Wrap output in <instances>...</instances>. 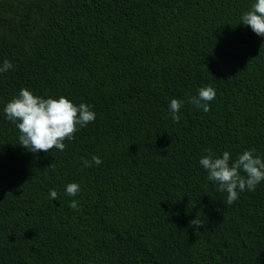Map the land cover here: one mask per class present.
I'll return each mask as SVG.
<instances>
[{
	"label": "trees",
	"instance_id": "trees-1",
	"mask_svg": "<svg viewBox=\"0 0 264 264\" xmlns=\"http://www.w3.org/2000/svg\"><path fill=\"white\" fill-rule=\"evenodd\" d=\"M254 2L0 0V63L13 64L0 75V264H264V181L229 205L199 164L208 149L264 159V37L239 24ZM206 86L207 113L189 103ZM21 88L95 120L64 151L32 153L3 113Z\"/></svg>",
	"mask_w": 264,
	"mask_h": 264
},
{
	"label": "clouds",
	"instance_id": "clouds-1",
	"mask_svg": "<svg viewBox=\"0 0 264 264\" xmlns=\"http://www.w3.org/2000/svg\"><path fill=\"white\" fill-rule=\"evenodd\" d=\"M239 24L249 26L256 35L264 37V0H255L250 10L241 15ZM12 68V62L4 59L0 63V75ZM215 98V89L206 86L201 87L196 96L189 97V103L207 113L210 111V102ZM182 106L183 101H170L169 112L174 123L180 120ZM3 113L19 130V145L32 153H48L53 149L64 151L65 141L73 140L76 132L95 120V113L88 104L76 105L64 96L58 99L42 98L27 88H21L18 95L7 102ZM206 151L208 155L203 156L199 164L208 173V180L217 185L218 191L227 194V204L238 200L241 192L255 191L257 185L264 181V159L256 154L255 149L245 150L235 159L227 151L222 157H217L211 149ZM101 163L100 157L93 156L90 161L83 160L82 166L88 168ZM80 191L81 187L77 183H69L65 188V194L70 197L77 196ZM49 196L56 200L59 193L50 190ZM69 207L79 211L78 201L73 199ZM190 226L199 228L203 224L195 218L190 221Z\"/></svg>",
	"mask_w": 264,
	"mask_h": 264
}]
</instances>
